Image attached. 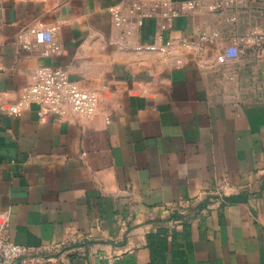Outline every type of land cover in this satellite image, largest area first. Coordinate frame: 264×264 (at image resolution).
Here are the masks:
<instances>
[{
	"label": "crops",
	"instance_id": "0c3cea01",
	"mask_svg": "<svg viewBox=\"0 0 264 264\" xmlns=\"http://www.w3.org/2000/svg\"><path fill=\"white\" fill-rule=\"evenodd\" d=\"M131 1L0 0V234L33 254L62 245L52 264H264V55L240 42L216 62L264 34V0H200L169 22L157 9L120 39L112 14ZM196 34L209 42L181 45ZM45 66L95 95L92 116L11 112Z\"/></svg>",
	"mask_w": 264,
	"mask_h": 264
},
{
	"label": "built area",
	"instance_id": "2783aa9c",
	"mask_svg": "<svg viewBox=\"0 0 264 264\" xmlns=\"http://www.w3.org/2000/svg\"><path fill=\"white\" fill-rule=\"evenodd\" d=\"M152 8L146 10L139 2L131 1L128 6V14L118 10L113 11V24L121 30L120 39H124L137 28H141L148 18L155 17L157 9L162 10V16L166 22L177 17L182 11H193L201 5L200 0L180 1V9L175 8L173 0H151ZM244 6L243 0H215L206 4L210 12H221L231 7ZM22 47L27 49L30 41L21 37ZM33 41L41 46L45 53H52L56 50L54 46V29L41 28L34 32ZM209 42V38L203 34H196L191 39L182 40L180 43L186 48L201 43ZM246 43L257 46L260 53L264 55V34H257L251 39L241 38L233 40L228 46L224 47L217 55L218 64H227L236 61L239 57V43ZM173 48V42L165 39L160 48L155 44H138L135 46L137 51L162 50L169 52ZM34 104L37 106V114L40 122L47 121L51 112H58L59 106L68 104L75 113L84 118L92 116L96 110L97 98L94 94L81 90L76 84L71 82L65 70L53 67H39L31 74V81L24 92V101L11 108L14 115H18L23 106ZM62 245H44L39 247L35 254L22 245L16 244L1 232L0 234V264H52V258L47 254L59 251Z\"/></svg>",
	"mask_w": 264,
	"mask_h": 264
}]
</instances>
